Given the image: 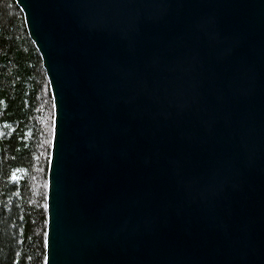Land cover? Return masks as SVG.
<instances>
[{"label": "water", "instance_id": "obj_1", "mask_svg": "<svg viewBox=\"0 0 264 264\" xmlns=\"http://www.w3.org/2000/svg\"><path fill=\"white\" fill-rule=\"evenodd\" d=\"M54 103L45 264H264V0H15Z\"/></svg>", "mask_w": 264, "mask_h": 264}, {"label": "trees", "instance_id": "obj_2", "mask_svg": "<svg viewBox=\"0 0 264 264\" xmlns=\"http://www.w3.org/2000/svg\"><path fill=\"white\" fill-rule=\"evenodd\" d=\"M54 103L15 0H0V264H45Z\"/></svg>", "mask_w": 264, "mask_h": 264}]
</instances>
